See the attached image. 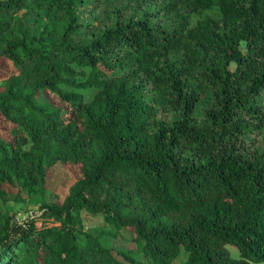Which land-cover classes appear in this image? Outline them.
I'll list each match as a JSON object with an SVG mask.
<instances>
[{
    "label": "trees",
    "instance_id": "trees-1",
    "mask_svg": "<svg viewBox=\"0 0 264 264\" xmlns=\"http://www.w3.org/2000/svg\"><path fill=\"white\" fill-rule=\"evenodd\" d=\"M0 58V264H264V0H0Z\"/></svg>",
    "mask_w": 264,
    "mask_h": 264
},
{
    "label": "rangeland",
    "instance_id": "rangeland-1",
    "mask_svg": "<svg viewBox=\"0 0 264 264\" xmlns=\"http://www.w3.org/2000/svg\"><path fill=\"white\" fill-rule=\"evenodd\" d=\"M213 8L205 9L202 13H213ZM198 17L196 14L191 15V22ZM244 43L240 42V46H243ZM234 64L231 62L229 67L233 68ZM12 67L8 63V61L3 60L0 58V77L1 75L6 74L7 71H11ZM89 93L85 94V97H89ZM39 99L41 101H46L48 99L47 95L44 93L39 94ZM198 108H195V114H198ZM8 126V123L4 121L0 117V133H4ZM77 173L76 170L73 169L70 165L57 163L50 169V174L47 182V190L44 191L43 194L35 192L28 195L24 202L22 201H15L9 200L7 205L11 208L10 212L13 214L14 211V219L17 222H22L24 219L37 215L40 212L39 203L41 199L46 200H56L61 201L64 195L67 192L68 184L76 177ZM80 219L83 227H89L92 225H102L105 224L103 219L100 216H94L87 214L85 212H81ZM41 224V219L37 218L35 220V226L39 227ZM130 235L131 231L127 228H121L117 231L116 235L111 238V244L116 247H124L130 244ZM83 242V239H80ZM229 251L233 254L236 253V250L232 246H227ZM186 254L183 250L179 252V254L174 259L175 264H182L183 260L185 259Z\"/></svg>",
    "mask_w": 264,
    "mask_h": 264
}]
</instances>
